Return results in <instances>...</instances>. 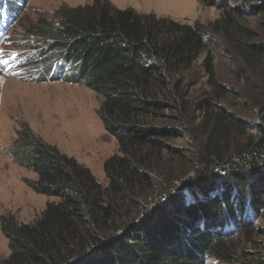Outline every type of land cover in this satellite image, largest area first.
Masks as SVG:
<instances>
[{
  "label": "trees",
  "instance_id": "1",
  "mask_svg": "<svg viewBox=\"0 0 264 264\" xmlns=\"http://www.w3.org/2000/svg\"><path fill=\"white\" fill-rule=\"evenodd\" d=\"M198 1L222 10L211 28L230 41L243 61L251 64L264 57V46L251 41L255 33L237 19L264 14V0ZM56 14L58 20L44 19L47 26L38 32L40 45L46 47L40 55L48 58L37 65V71L50 69L46 79L78 82L101 94L98 114L118 140L121 153L105 161V186L89 167L24 125L6 152L38 174L24 179L30 187L59 201L49 203L31 224L18 223L11 215L1 217L11 255L0 257V264L233 261L236 249L227 238L249 233L250 227L260 229L250 222L264 216V103L257 109V134H250L244 149L232 152L226 140L218 139L222 121L229 119L218 111L220 121L212 120L215 100H223L225 94L214 81V55L209 52L202 59L207 50L203 25L120 8L110 0L63 6ZM25 58L33 61L37 56ZM56 60L69 64L71 75H58V69L52 68ZM196 67L210 77L214 88L200 106L212 137L192 171L196 180L187 174L178 187L184 172L173 157L183 152L174 142L188 131L185 114L191 90L187 84ZM216 170L232 175L233 181L217 185L212 179ZM247 174L252 180L242 176ZM200 180L204 182L190 186ZM163 181V189L154 196ZM184 187L186 193H179ZM168 201L172 203L161 209ZM156 207L159 212L153 213ZM245 264H264V251Z\"/></svg>",
  "mask_w": 264,
  "mask_h": 264
},
{
  "label": "rangeland",
  "instance_id": "2",
  "mask_svg": "<svg viewBox=\"0 0 264 264\" xmlns=\"http://www.w3.org/2000/svg\"><path fill=\"white\" fill-rule=\"evenodd\" d=\"M110 1L120 8H133L143 14H155L158 17H167L183 23H200L204 26L207 50L203 53L202 59L209 52L214 55L216 70L214 81L222 85V92L225 94L223 100H215L217 106L212 120H217L218 111H223L229 119L222 121V134L218 139L222 140V143L226 140L232 152L244 149L250 134H257L254 128L258 117L257 109L262 105L261 103H264V57L251 64L246 63L233 50L232 44L224 35L212 30L211 24L221 17L222 10L214 5H202L198 0ZM92 2L94 0H27L26 5L20 0L12 2L16 16L4 31L5 36L0 42V257L2 258L11 255V248L9 238L2 230L1 217L11 215L18 223L31 224L42 216L49 203L59 201L57 197L37 193L30 187L24 179H35L38 174L29 167L21 166L6 152V149L13 145L18 137V131L24 125H28L46 142L89 167L95 178L105 186L108 184L104 169L105 161L121 153L118 140L107 131L98 114L103 102L101 94L78 82L46 79L51 72L50 69H44L43 73L37 71L48 58L44 54L40 55L46 47L44 43L40 45L37 39L38 32L47 26V21L52 20V17L56 16L58 20L56 12L61 7ZM237 19L255 33V38L251 41L263 47L264 14H244ZM30 54H35L37 59L32 61L25 58ZM55 63L52 68H58V75H71L69 64H62L57 60ZM200 63L201 61L198 65ZM51 65L52 63L50 67ZM188 77L190 79L187 86L191 90L189 108L185 114L188 131L185 132L184 137L174 142L183 152L182 156L173 157L176 158L177 166L182 165L180 168L184 172V175L182 174L184 179L178 187L185 182L187 174L192 181L196 180L193 170L196 163L200 165L201 152L205 149L206 141L212 137L213 130L204 123L205 110H200L203 99L214 91L210 77L200 67L193 69ZM220 172L221 170H216L215 175L212 176V179L218 182L217 185H220L222 180L233 181V177H230L232 175L229 176L227 173L220 175ZM242 176L249 180L253 178L249 174ZM203 182L200 180L190 186L195 184L197 186ZM163 185L164 181L158 185L154 196L159 194ZM179 193H186L185 187ZM169 202L172 203V201L164 202L160 206L161 209L166 208ZM130 210H134V207L132 206ZM154 210L153 213L159 212L157 207ZM136 211H142V208ZM262 213L264 214V210ZM250 224L257 225L260 229L250 227L249 233L242 235L235 233L226 240L230 247L236 249L233 261L222 262L208 258L206 262L245 264L264 251V216L260 220L254 218Z\"/></svg>",
  "mask_w": 264,
  "mask_h": 264
},
{
  "label": "bare ground",
  "instance_id": "3",
  "mask_svg": "<svg viewBox=\"0 0 264 264\" xmlns=\"http://www.w3.org/2000/svg\"><path fill=\"white\" fill-rule=\"evenodd\" d=\"M5 2H2L0 4V30L4 33V31L8 28V25L11 24L14 17L16 16V13L11 12V10H14L12 7V3L9 1L4 0Z\"/></svg>",
  "mask_w": 264,
  "mask_h": 264
}]
</instances>
